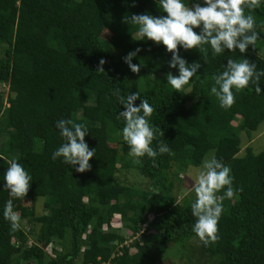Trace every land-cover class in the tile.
I'll return each instance as SVG.
<instances>
[{"label":"trees","instance_id":"trees-1","mask_svg":"<svg viewBox=\"0 0 264 264\" xmlns=\"http://www.w3.org/2000/svg\"><path fill=\"white\" fill-rule=\"evenodd\" d=\"M183 2L190 6L196 0ZM158 4L0 0V84L8 89L5 99L0 92V264H158V253L172 248L179 264H264V148L253 152L248 146L239 154L237 137L240 130L249 134L264 120V77L259 94L251 83L233 89L230 108L221 107L210 91L213 77L225 70L229 58H248L258 71L264 70L258 54L264 45V0L259 8L245 10L260 33L255 48L214 55L210 45L180 47L189 64H201L181 92L167 83L168 72L179 74L178 67L169 65L172 53L162 43L140 39L138 26L123 22L125 15H166ZM137 48L141 51L132 62L141 70L134 73L123 57ZM102 58L105 73L96 71ZM116 88L124 95L139 91L134 105L146 98L156 109L149 119L164 136L152 146L162 141L174 155H158L155 166L146 155H129L122 138L125 121L118 118L124 105L113 95ZM60 119L87 125L85 140L96 148L90 170L80 173L62 157L53 160V152L65 142L56 127ZM209 150L230 167L233 187L242 191L223 200L220 239L206 245L193 231L194 187V194L177 201L174 185ZM13 157L32 176L25 198L11 197L4 187L6 161ZM120 168L145 178L146 187L120 182ZM37 197L43 198L44 208L38 215L33 210ZM9 199L21 218L37 225L36 231L34 225L30 231L11 229L3 216ZM114 215L133 238L129 243L112 226Z\"/></svg>","mask_w":264,"mask_h":264},{"label":"clouds","instance_id":"clouds-1","mask_svg":"<svg viewBox=\"0 0 264 264\" xmlns=\"http://www.w3.org/2000/svg\"><path fill=\"white\" fill-rule=\"evenodd\" d=\"M260 6L261 0H203V4L196 0L190 6L183 0H159L158 7L166 15L157 16L149 12L125 15L123 22L138 26L140 39L147 38L157 44L162 43L166 50L172 53L169 65L171 68L178 67L179 74L168 72L167 83L176 92H181L197 74L201 64L198 61L189 64L179 54L180 47L190 50L210 45L214 55H219L226 49L228 51L238 49L241 54L246 53L249 45L255 48L260 33L256 31L254 16L250 12L246 13L245 10H254ZM196 28L200 31H195ZM140 51L141 49L137 48L123 57L134 73H139L141 70L140 64L132 62L133 57ZM203 51L206 63L207 49ZM105 63L106 60L102 58L96 71L105 73L103 67ZM261 77H264V70L258 71L255 62L248 58L240 61L229 58L225 70L213 77L215 83L210 91L217 97L221 107L230 108L235 103L233 89L240 91L251 83L255 85V91L259 94ZM113 95L117 97L120 105H124V111L118 114V118L122 117L125 121L122 138L129 146L130 156L140 158L146 155L152 158L155 166V158L158 155L165 153L174 155L162 141L158 142L156 148L152 146L158 136H164V131L150 122L149 118L156 109L146 98L141 100L139 106L134 105V102L140 98L139 91L127 92L124 95L120 88H116ZM56 127L65 142L53 152V160L62 157L64 163L75 167L80 173L90 170L92 166L89 161L95 156L96 148H90L85 140L89 133L87 125L72 119H60ZM134 162L140 161L136 159ZM6 163L8 168L4 174L6 181L4 187L11 197L25 198L31 186L32 176L16 157L8 159ZM233 180L230 167L215 156L204 159L195 176L196 199L191 204L192 215L196 217L193 231L206 245L220 239L218 222L224 211L223 200L231 199L236 191H242V189H234ZM222 189H226L224 195H218ZM3 216L10 222L13 231L21 228V216L14 211L13 199L6 202Z\"/></svg>","mask_w":264,"mask_h":264},{"label":"rangeland","instance_id":"rangeland-1","mask_svg":"<svg viewBox=\"0 0 264 264\" xmlns=\"http://www.w3.org/2000/svg\"><path fill=\"white\" fill-rule=\"evenodd\" d=\"M201 4H203V0H199ZM105 35V34H103ZM258 54L264 58V45L260 48L258 51ZM3 54L0 52V56ZM7 85L0 84V92L3 93V98L5 99L7 96ZM235 125H238V123L232 122ZM237 137L239 139V147L240 152L239 154H242L244 152V149L246 147H250L253 152H258L261 149L264 148V120L259 123L257 128L254 131H251L249 134H246L245 131L240 130L237 134ZM213 154L212 150H209L204 155L202 161L198 165H189L185 171H183L179 176V180H175V187L174 192L177 196V201H181L183 197L189 196L193 192L194 187V179L198 172V170L202 166V162L206 158H211ZM116 176L118 177V180L120 182H123L125 184H131L138 187H146L147 180L143 177H141L138 173H136L133 170L130 171H124L122 168L118 169L116 171ZM194 194V192H193ZM19 205V203H17ZM25 204H29V201H26ZM33 210L35 214H41L44 212L43 208V198L37 197L33 204ZM31 225H34L35 227L34 231L37 229V225L33 223L27 222L26 218H21V226L24 227L26 230H31ZM112 226L113 227H119L120 233L124 236H127L126 242L129 243L133 238L128 237L129 232L125 229V227H120L119 217L118 215H114L112 218ZM144 226V225H143ZM138 237V234L135 235V238ZM29 238L33 239V236L29 234ZM175 249H170L169 251H163L161 253H158L157 255V263L158 264H179V260L177 258Z\"/></svg>","mask_w":264,"mask_h":264}]
</instances>
